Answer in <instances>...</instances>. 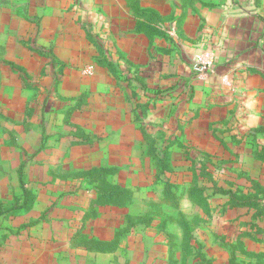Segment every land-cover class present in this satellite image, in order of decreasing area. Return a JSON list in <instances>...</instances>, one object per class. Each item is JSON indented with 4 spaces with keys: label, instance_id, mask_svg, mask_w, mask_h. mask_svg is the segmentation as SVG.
I'll use <instances>...</instances> for the list:
<instances>
[{
    "label": "rangeland",
    "instance_id": "374dc122",
    "mask_svg": "<svg viewBox=\"0 0 264 264\" xmlns=\"http://www.w3.org/2000/svg\"><path fill=\"white\" fill-rule=\"evenodd\" d=\"M86 1L0 0V264H264V65L238 88L255 67L234 63L228 103L209 78L223 35L264 38V0H198L210 22L220 9L258 21L177 30L158 39L167 61ZM201 52L213 66L198 74ZM170 141L163 173L150 149ZM101 166L120 204L97 199Z\"/></svg>",
    "mask_w": 264,
    "mask_h": 264
},
{
    "label": "crops",
    "instance_id": "0c3cea01",
    "mask_svg": "<svg viewBox=\"0 0 264 264\" xmlns=\"http://www.w3.org/2000/svg\"><path fill=\"white\" fill-rule=\"evenodd\" d=\"M86 2L88 3V6L92 5L93 8L97 7L98 10H102L105 14H107L106 12L113 13L112 8H116V13H118L119 15L118 21L120 22L118 23L117 28H115L112 33H116L115 35L117 37L132 34V43L134 45L135 51L145 52L147 51V47H149V51L151 52L153 48L155 54L152 53V56L155 57V61H157L158 59L167 61L169 56V49H163L165 46L163 45V43L159 44L158 39H162L163 41L167 40V44H169V42L171 41L170 36H174L175 33L178 37V33H176V31L178 30V32L183 33V30H185V28H187L188 32H190L191 34H195V37H199L202 32V26L200 25V22L204 19L207 25L213 30V32L218 30L220 20H223V22L227 20L234 21V29L236 30V32L240 29V21H242L241 24L243 22L255 23L256 21H258V18L254 16V14L237 15L231 13L227 14L226 12H223L222 14V11L220 9L219 14L215 16L214 21L210 22L207 17L208 15L206 16L209 11H205L209 8H206L205 5L199 3L198 0H175L174 2L173 0H88ZM202 12H205V15H203ZM189 21H191L190 24ZM121 22L126 23L130 28L127 31H117L121 27ZM215 22L217 24H215ZM168 26L171 30L169 34H167V32H164V29H166ZM204 26H206V24ZM185 33L186 32H184V34ZM248 36L249 34L244 35L243 39H240L239 37L225 38V36L223 35L219 40V42L221 43V48L215 55V64L209 77L210 80L213 79L217 82H215L216 86H223L220 82L221 77H223L224 74H227L230 71L232 73L233 69L231 68L236 61L249 62L251 63L248 64L249 68H255H252L254 70H248L251 77H246L245 75L237 76L235 78V81H233L235 87L241 88L240 86H244V82L240 83V79L247 80L248 78V80L252 83L254 81L260 80L257 77L258 75L260 76L262 66L264 65L261 64L264 61V53L263 49L258 47V44L263 45L264 38H262L261 36L257 39L256 37H251L253 38L252 44L250 42H247ZM180 37H183V35ZM210 38L211 40H213V37ZM255 41H257V43ZM215 42L216 39L213 41V43ZM144 44L146 46L142 48V45ZM161 50H163L166 54H164L163 52H160L159 54V51ZM157 52L159 55L157 54ZM215 94L216 95L214 97L216 99L220 100V102L222 100H226L225 102L227 103L230 102L232 100V96H234L230 92H225L223 88L217 89L215 91Z\"/></svg>",
    "mask_w": 264,
    "mask_h": 264
},
{
    "label": "trees",
    "instance_id": "16d2710c",
    "mask_svg": "<svg viewBox=\"0 0 264 264\" xmlns=\"http://www.w3.org/2000/svg\"><path fill=\"white\" fill-rule=\"evenodd\" d=\"M92 141H93L92 139L84 138L80 143H91ZM172 145H173V142L170 141V143L165 144L159 151L157 150L154 151V149H150L151 150L150 152L153 154L152 156L155 158L156 165L158 166V164H160L162 166L163 173L167 171H171V167L169 168L168 166V159H170V148L172 147ZM92 170H93V174L96 175V180H97V188H98L97 199L102 202L112 201V203L120 204L122 192H118L115 189L116 187L105 179V176L108 173H111L112 169L101 166V167H95ZM193 186H195V188L192 191L193 195H195L201 203L207 206L208 204L207 199H206L207 195L203 196L202 188H201L202 186H199L197 182H194ZM22 189L24 190V193L26 196L27 193H26V188L24 184H22ZM167 190H168V187H167ZM217 192L223 195L229 196V200L234 202L233 205H236V206H241V205L252 203L250 199H242V198L236 197L229 190L214 189V191H212L211 193L215 194ZM1 214H3V211H1V208H0V215ZM258 214L259 215L264 214V207H262L260 211H258Z\"/></svg>",
    "mask_w": 264,
    "mask_h": 264
},
{
    "label": "built area",
    "instance_id": "2783aa9c",
    "mask_svg": "<svg viewBox=\"0 0 264 264\" xmlns=\"http://www.w3.org/2000/svg\"><path fill=\"white\" fill-rule=\"evenodd\" d=\"M212 58H213L212 55L208 52H201V53L194 55L193 61H192L193 70L196 73L201 74L211 69V67L213 66Z\"/></svg>",
    "mask_w": 264,
    "mask_h": 264
}]
</instances>
